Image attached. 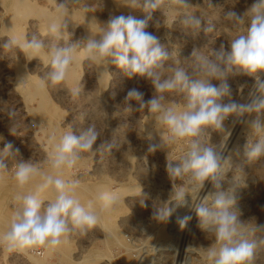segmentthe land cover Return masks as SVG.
I'll return each mask as SVG.
<instances>
[{
    "label": "rangeland",
    "instance_id": "obj_1",
    "mask_svg": "<svg viewBox=\"0 0 264 264\" xmlns=\"http://www.w3.org/2000/svg\"><path fill=\"white\" fill-rule=\"evenodd\" d=\"M25 1L33 4L24 7L25 21H19L23 38L35 34L48 43H74L91 33L95 36L111 16L132 14L139 19L146 16L139 5H131L130 0H79L78 3L67 0L63 19L66 18L68 27L63 30L62 40L57 41L55 34L49 32V25L59 22L61 14L57 4L64 0ZM8 2L0 0V149L11 142L19 153L15 157H7L9 167L0 171V237L9 230L15 210L22 205L16 197L34 192L42 183L38 175L25 186L18 185L15 171L19 159L31 160L43 173L56 175L57 170L50 164L55 144L70 128L78 136L90 124L95 125L101 134L98 144L113 140L116 148L95 154L82 153V158L73 168L59 170L61 178L80 181L76 197L85 206L92 203L93 210L100 216L98 225L87 235L69 234L55 249L32 246L9 251L7 242L0 240V264H185V260L187 264H212L208 249H218L219 243L213 234L199 227L194 209L196 203L214 191L211 182L206 181L201 191L194 190L187 177L173 181L166 169L168 160L178 163L187 152L191 138L173 140L168 127L156 119L157 114L147 109L125 110L124 98L128 90L136 88L148 100L154 93L151 83L143 77L128 78L114 64L101 66L100 62H90L82 49L75 53L65 81L53 85L43 80L50 63L47 50L33 58L19 48L3 47L10 37H15L5 25ZM210 3L211 6L208 0H189L190 8L165 7L153 13L154 20L149 22L146 30L159 36L161 43L171 50L172 60L168 63L175 61L187 68L194 48L210 55L221 44L229 47L232 39L246 32L247 20L241 31H237L225 14L229 10L243 14L254 0H210ZM85 7L89 8L87 12ZM51 13L55 14V19H49ZM182 13H194L202 18L198 34L187 32L180 22ZM156 20L159 21L157 25ZM209 24L214 29L210 33L203 30ZM91 27L95 30L92 31ZM226 82L231 87L233 99L247 102L253 77L244 73L229 74ZM211 83L219 85L221 81L214 79ZM75 88L80 90L78 95L72 94ZM164 95L167 97L165 107L178 105L183 110L186 103L183 94L167 92ZM227 99L225 97L222 102L226 103ZM131 103L134 108L138 107L135 101ZM10 109H15V118L9 117ZM152 121L159 122L165 135L153 136ZM232 121L233 118L229 117L225 124L234 128L237 123ZM228 133L231 134V130L221 133L209 129L204 138L213 145L226 144L230 138ZM53 134L55 141L50 139ZM256 139L244 124L233 140L230 139L225 155L231 159L224 187H228V182L235 176L240 187L235 207L240 220L245 223L242 231L249 233L250 240L260 241L264 240V230L254 234L251 230L264 225V158L249 161L242 151L248 140L256 142ZM150 142L161 143L162 148L149 153ZM237 146L241 149L239 155L234 151ZM177 185H182L188 192L186 200L189 206L179 207L167 222L153 220V206L169 198L171 202L173 186ZM102 192L117 193L118 203L103 209V202L97 199ZM54 198L52 188L41 193L45 203ZM142 200L147 207L141 204ZM186 216L191 219L181 228L178 218ZM192 219L195 222L192 223ZM252 264H264V243H258Z\"/></svg>",
    "mask_w": 264,
    "mask_h": 264
},
{
    "label": "clouds",
    "instance_id": "obj_2",
    "mask_svg": "<svg viewBox=\"0 0 264 264\" xmlns=\"http://www.w3.org/2000/svg\"><path fill=\"white\" fill-rule=\"evenodd\" d=\"M72 2L78 3L79 0ZM208 2L211 6L210 0ZM130 4H138L146 16L143 19L132 14L111 16L99 34L89 35L74 43H48L33 34L22 40L10 37L3 47L19 48L33 58L47 50L50 57L49 70L42 79L53 85L66 80L75 53L80 49L90 62L114 64L128 78H146L154 88L152 97L145 100L144 93L136 88L129 89L124 98L125 110L133 112L147 109L148 112L157 114L156 119L168 127L173 140L191 138L188 140L187 152L178 163L168 160L166 169L173 181L187 177L189 186L194 190L201 191L206 181L211 182L214 191L209 192L194 206L199 227L213 234L219 243L218 249H208L209 260L212 264H252L255 249L264 240H250L249 233L242 231L245 223L240 220V213L235 207L240 188L235 176L228 182V187H224L231 156L225 155V143L210 144L205 140L204 134L209 129L226 132L225 121L232 117L233 124H245L257 137L256 142L248 140L242 146L243 155L249 161L264 158V0H254L243 14L229 10L225 17L232 21L235 30L241 31L246 20L249 22L246 32L232 39L229 47L221 44L210 55L194 48L187 68L177 65L175 61L168 63L172 60L171 50L161 43L159 36L146 29L149 22L154 20V12L165 7L190 8L189 0H130ZM57 6L61 16H65L67 0ZM88 9L85 7L84 11L87 12ZM180 22L192 35L201 30L202 18L194 13H182ZM155 23L157 25L159 21L156 20ZM67 27L65 18L52 22L49 32L55 34V40L59 41ZM203 30L210 33L214 29L209 24ZM236 73L253 77L254 82L245 103L233 99L231 87L226 82L229 74ZM214 79L221 83H211ZM79 91L75 88L72 94L78 95ZM167 92L184 95L186 103L183 110L178 105L165 107L167 97L164 94ZM225 97L228 98L226 103L222 102ZM132 101L138 107L134 108ZM15 116V109H10L9 117ZM35 126L33 123V127ZM100 137V132L91 124L78 136L72 128L64 132L55 144L50 159L52 169L57 170L56 175L43 173L31 160L17 161L15 179L19 186H25L38 175L41 176L42 183L36 186L34 192L16 197L22 201V205L15 210L9 230L0 237V240L7 242L9 251L32 246L55 249L69 234L78 232L87 235L90 229L98 225L100 216L93 210L92 203L85 206L76 197L80 181L61 178L59 170L73 168L82 158V153L95 154L116 148L113 140L98 144ZM50 139L55 141V134ZM161 148V143L150 142L147 151L153 153ZM234 151L239 155L241 149L237 146ZM18 153L19 149H13L11 142L6 143L0 149V171L8 169L7 157H15ZM49 188L54 190L55 198L45 203L41 199V193ZM187 193L182 185L175 188L173 186L171 202L169 198L166 202L155 204L151 218L160 223L167 222L179 207L189 206ZM97 199L103 202L102 208L107 209L118 203L119 195L115 192H102ZM141 204L147 207L143 200ZM190 219V216L178 218L180 227H185ZM261 230H264V225L255 226L251 233Z\"/></svg>",
    "mask_w": 264,
    "mask_h": 264
},
{
    "label": "bare ground",
    "instance_id": "obj_3",
    "mask_svg": "<svg viewBox=\"0 0 264 264\" xmlns=\"http://www.w3.org/2000/svg\"><path fill=\"white\" fill-rule=\"evenodd\" d=\"M31 3V1H25V0H9V2H8V6H7V10H8V17H7V21H6V29H7V31L8 32H10L11 34H13L14 36H15V38H18V39H23V35H24V33H23V30H21V25L19 24V21L21 20V21H25V15H24V11L23 10H25L24 9V7L25 6H27V5H29ZM31 4H33V3H31ZM58 10V9H57ZM56 10V11H57ZM55 12V11H54ZM60 13V12H59ZM51 16H50V20L51 19H55L56 17H54L55 16V14L54 13H51L50 14ZM60 20H62L63 19V16H61V18H59ZM59 20V21H60ZM58 21V20H57ZM92 23V22H91ZM92 25V24H91ZM89 27V26H88ZM88 27H87V29H88ZM43 28V27H42ZM90 28V27H89ZM91 30L93 31V30H95V29H92V27H91ZM91 31V32H92ZM90 32V30H89V33H91ZM96 32H94V34H95ZM98 33H100V32H98ZM97 33V34H98ZM93 33H91L90 35H92ZM98 38V37H97ZM82 54H83V52H82ZM85 54V53H84ZM100 64H101V66H102V64H104V62H100ZM22 72V71H21ZM72 75H73V73H71ZM24 75V74H23ZM27 78V77H26ZM70 78H71V76H70ZM31 80V79H30ZM32 80H34V79H32ZM25 81H27V80H25ZM20 82H22V81H20ZM21 84H24V83H21ZM245 118H247V116L245 117ZM242 124L243 123H237L236 124V126L234 127V128H232L231 126H227L226 124H225V129L227 130V131H230L231 130V134H230V138H229V141L225 144V153L228 151V149H229V146H230V144H231V142H230V139L232 138V140H233V138L235 137V134L237 133V131L239 130V128H240V126H242ZM244 126H245V124H244ZM150 128H151V132H152V134H153V136H155V137H159V136H163V134H164V131H163V129H162V127L159 125V122H157V121H155V122H153L152 121V124H151V126H150ZM165 135V134H164ZM231 140V141H232ZM207 183H208V181H207ZM206 186V185H205ZM102 191V190H101ZM189 197V195H186V198H188ZM192 208V207H191ZM192 216V215H191ZM193 218H195V217H193ZM196 220V219H195ZM193 222H195V221H193V219H192V223ZM194 225H195V223H194ZM183 244V243H182Z\"/></svg>",
    "mask_w": 264,
    "mask_h": 264
}]
</instances>
